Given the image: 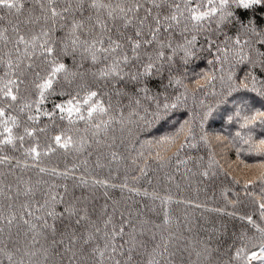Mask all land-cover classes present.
Masks as SVG:
<instances>
[{
    "label": "snow or ice",
    "instance_id": "6c2138e0",
    "mask_svg": "<svg viewBox=\"0 0 264 264\" xmlns=\"http://www.w3.org/2000/svg\"><path fill=\"white\" fill-rule=\"evenodd\" d=\"M5 10L0 264H264V0ZM190 98L191 116L151 138ZM194 179L195 199L172 191Z\"/></svg>",
    "mask_w": 264,
    "mask_h": 264
},
{
    "label": "trees",
    "instance_id": "16d2710c",
    "mask_svg": "<svg viewBox=\"0 0 264 264\" xmlns=\"http://www.w3.org/2000/svg\"><path fill=\"white\" fill-rule=\"evenodd\" d=\"M262 14H264V13H262ZM0 15H4V17H5V21H4L5 24H7L10 20L13 21V22H15V17L8 15L6 10L3 11V12H0ZM192 67H195L197 69V73L205 72V71H212L213 70L207 64V59H197L194 62V64L192 65ZM189 86L190 87H194L195 86L194 80L192 81V83H190ZM248 95L249 96H254L255 94L249 93ZM197 96L200 97L201 96V93H198ZM61 99L62 98L61 97H58V96L50 97L49 98V102L46 103L45 107L47 109H51V107H52V101L60 102ZM206 99L208 101H211L212 100V97L209 96ZM255 100H256V102H255V108L256 109H260V110H264V99H262L260 97H256ZM193 110H194V105H193L192 99L190 98L189 101H188L187 107L181 106L174 113V116H173V118H172V120L170 121L169 124L158 126L157 128H155L153 130V133H152V137L151 138H155V137L160 136V135L169 134L170 131L174 130L173 126L178 127L179 123H182L184 119H187V118H189L191 116ZM44 122L45 121L42 118V123H44ZM230 130L234 131V129H230L227 126H225L223 129H221V127H220V125H219L218 122L217 123H213L212 126H211V128L209 129V131H212V132H220V131H223L225 134H227ZM201 154H203V150L201 151ZM229 158L230 159H235L234 152L229 153ZM70 159H69V162H70ZM244 159L247 162L251 163V162L257 161L259 158L256 157V156H245ZM172 191L176 195L180 196L181 198L188 197L190 199H195L197 197V192L195 191V179L193 180V186L192 187H190V188L185 187L184 184H183V182H182L181 183V189L180 190H177V189H175L173 187ZM214 191H215V195H216L217 200H219V197H220V188L219 187H216L214 189ZM212 193H213V189L210 188L208 185H201L200 186V191H199V194H198L199 195V199L201 201H203V200H205L207 198L211 202ZM178 211H182V208L180 210H178ZM195 211H196L197 214H199V212L201 210H195ZM213 219H215L217 223L219 222L218 221V218H213Z\"/></svg>",
    "mask_w": 264,
    "mask_h": 264
}]
</instances>
